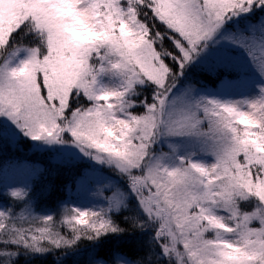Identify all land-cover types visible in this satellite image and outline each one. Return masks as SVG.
Returning <instances> with one entry per match:
<instances>
[{
	"label": "snow or ice",
	"instance_id": "1",
	"mask_svg": "<svg viewBox=\"0 0 264 264\" xmlns=\"http://www.w3.org/2000/svg\"><path fill=\"white\" fill-rule=\"evenodd\" d=\"M49 256L264 264V0H0V264Z\"/></svg>",
	"mask_w": 264,
	"mask_h": 264
},
{
	"label": "trees",
	"instance_id": "2",
	"mask_svg": "<svg viewBox=\"0 0 264 264\" xmlns=\"http://www.w3.org/2000/svg\"><path fill=\"white\" fill-rule=\"evenodd\" d=\"M38 159L41 160V162L45 163V166H48V160L49 157L47 155H42V156H37ZM55 184L60 185L63 183V178L57 179L54 181ZM64 192L59 191V192H54L53 195L49 198L43 201L45 205H47L51 209H56L57 203L61 199H65L67 196ZM65 196V197H64ZM75 257H69L66 264H74ZM55 260L54 256H49L47 259L41 260V259H36L33 261H29L28 264H53V261Z\"/></svg>",
	"mask_w": 264,
	"mask_h": 264
},
{
	"label": "rangeland",
	"instance_id": "3",
	"mask_svg": "<svg viewBox=\"0 0 264 264\" xmlns=\"http://www.w3.org/2000/svg\"><path fill=\"white\" fill-rule=\"evenodd\" d=\"M25 151H27V150H25ZM27 155L29 156V158L30 159H32V160H34V161H36V162H38V163H41V164H44V165H46L45 163H43V162H41V160L40 159H38V155L39 156H42V154H39V153H36V154H32V153H27ZM73 191V198H75V196H74V189L72 190ZM62 192H64V191H62ZM66 195L65 196H67L68 194L66 193V192H64ZM64 196V197H65Z\"/></svg>",
	"mask_w": 264,
	"mask_h": 264
}]
</instances>
